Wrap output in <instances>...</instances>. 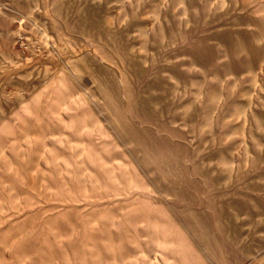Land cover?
<instances>
[{"label":"rangeland","instance_id":"obj_1","mask_svg":"<svg viewBox=\"0 0 264 264\" xmlns=\"http://www.w3.org/2000/svg\"><path fill=\"white\" fill-rule=\"evenodd\" d=\"M32 263L264 264V0H0V264Z\"/></svg>","mask_w":264,"mask_h":264},{"label":"bare ground","instance_id":"obj_2","mask_svg":"<svg viewBox=\"0 0 264 264\" xmlns=\"http://www.w3.org/2000/svg\"><path fill=\"white\" fill-rule=\"evenodd\" d=\"M20 248V247H19ZM25 250V249H24ZM20 251V250H19ZM22 251V250H21ZM33 264V263H32Z\"/></svg>","mask_w":264,"mask_h":264}]
</instances>
